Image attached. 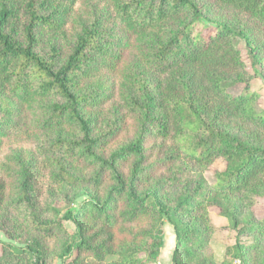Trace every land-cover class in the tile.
<instances>
[{"label": "trees", "instance_id": "obj_1", "mask_svg": "<svg viewBox=\"0 0 264 264\" xmlns=\"http://www.w3.org/2000/svg\"><path fill=\"white\" fill-rule=\"evenodd\" d=\"M236 39L264 77V0H0V264H145L164 221L172 264H264V105ZM212 205L237 231L220 262Z\"/></svg>", "mask_w": 264, "mask_h": 264}, {"label": "rangeland", "instance_id": "obj_2", "mask_svg": "<svg viewBox=\"0 0 264 264\" xmlns=\"http://www.w3.org/2000/svg\"><path fill=\"white\" fill-rule=\"evenodd\" d=\"M236 41L240 49L241 56L245 59L246 65L248 66L252 75L250 79V89L256 92V104L261 107L264 105V77L261 76L257 71H255V69H252L249 66V60L245 53L243 42L239 39H236ZM241 87L242 83H237L231 86L230 89L233 91H238L241 89ZM13 146L14 148L21 149H29L32 147L29 137L25 134H20L19 136H17L13 142ZM222 165V161H217L215 163V166L217 167ZM205 175L208 179H210L211 170L205 171ZM58 204L62 212L67 207H69L66 203L63 202H58ZM251 210L252 213L255 214V216H260L264 214V196H259L255 199ZM242 215L243 214L241 213L239 215V218L243 217L246 214H244L243 216ZM208 220L212 225V232L209 237V248L206 250V253L211 254L214 261L220 262L224 258L223 254L225 252L226 246L230 247L235 242L237 231L235 228L232 227V223L225 215L218 213V208L214 205L209 206ZM64 224L71 229L74 226L71 220H65ZM162 227L164 229V237L159 254L154 261L147 262L145 264H172L171 256L174 246L173 226L168 221H164ZM239 238L245 244H249L253 240L252 235L247 232L240 233ZM6 239V235L3 233L2 230H0V240ZM258 247L264 252V239L259 240ZM252 252L254 253V250H252ZM225 260V264H246L245 260H243L238 253H235V250L233 249L230 253L227 254ZM53 264H61V262L58 259H55L53 260Z\"/></svg>", "mask_w": 264, "mask_h": 264}]
</instances>
